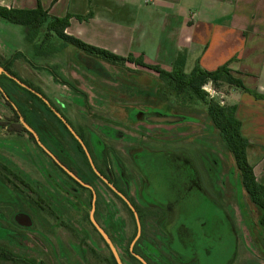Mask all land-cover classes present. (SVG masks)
<instances>
[{"label": "flooded vegetation", "instance_id": "obj_1", "mask_svg": "<svg viewBox=\"0 0 264 264\" xmlns=\"http://www.w3.org/2000/svg\"><path fill=\"white\" fill-rule=\"evenodd\" d=\"M51 106L82 140L92 164L83 146L51 109V116L56 118L67 134L63 130L61 132L52 118L46 125L45 133L34 123L31 127L51 154L39 146L27 129L32 138L20 130L10 132L8 126L12 123L16 126L17 123L10 120L12 115L7 118V122L1 123V128L16 136H26L45 156L43 168L46 169L48 185L51 190L63 196L67 216L73 215L75 220L83 222L70 224L72 220L66 218L63 227L69 234L84 233V236L78 238V251L84 264H118L112 247L118 252L127 232V226L118 220L120 213L128 214L134 223L131 229L129 226L125 251L135 263L137 260L142 264L133 253L141 256L147 264H235L240 255V245L248 252L252 250L244 236L235 229L231 219L232 208L223 206L219 198L210 195L203 185L199 169L188 156L176 154L172 150H151L143 142L155 135L152 129L143 125L163 124L147 122L144 117L151 113L169 115L146 107L143 110L135 109L131 119L129 113L124 114L126 121L104 115L93 119L94 129L78 124L76 130L61 110H57L56 105ZM18 124L23 127L20 119ZM134 136H138V142L133 146ZM154 138L155 142H160ZM119 141L123 143L117 144ZM20 175L12 161H0V179L3 182H0V202L3 203L9 197L6 184L17 189V182H20L30 187L33 203L50 215L44 208L41 195L30 185L35 181L26 180ZM236 201L240 209L247 206V203L250 205L240 197ZM130 205L140 221V234L134 241L132 252L130 245L137 234V225ZM251 207L253 213L254 208ZM22 216L29 218L30 225L18 223ZM145 216L152 222L148 228L143 220ZM13 219L18 228L32 225L30 217L24 212H17ZM11 227L0 226V239H7L10 244L17 246L19 242L10 238ZM248 230L250 232L249 226ZM146 231L152 233L151 238L145 236ZM88 238L93 240V246L88 243ZM31 240L39 244L37 238L31 237ZM10 244L0 245V264H39L38 258H26L14 253ZM253 244L259 247L255 241ZM50 247L53 250L52 244ZM100 247L105 248L108 255L101 253ZM254 256L264 260L261 251Z\"/></svg>", "mask_w": 264, "mask_h": 264}, {"label": "rangeland", "instance_id": "obj_2", "mask_svg": "<svg viewBox=\"0 0 264 264\" xmlns=\"http://www.w3.org/2000/svg\"><path fill=\"white\" fill-rule=\"evenodd\" d=\"M54 11L59 10L55 9ZM69 11L87 15L97 10L89 4L77 7L75 1ZM50 16L52 15L50 14ZM89 18L87 20L74 18L68 29L70 35L79 38L88 45L109 51L120 57H126L129 53L127 45H123V41H117L116 36L114 37V25L95 22ZM39 38H36L35 42H38ZM52 42L57 45L62 43L59 39H52ZM113 47L115 52L112 51ZM15 51L34 54V56L29 60L30 63L17 59L12 63L11 69L22 79L40 88L76 130H78V124L94 129L93 119L104 115L126 121V113H129L131 119L135 109L143 110L146 107L169 114V110L165 109L167 103L164 96L156 91L158 82L155 73L147 69L142 70L141 67L139 69V67L128 63L125 66H113L103 60L93 59L68 44L52 54L41 56L34 52L32 45L26 41L22 25L9 23L0 18V61L9 59ZM143 61L145 64H150L154 58L148 56ZM129 68L139 69V72L134 73ZM188 69L187 65L185 70ZM72 85L78 88V91L74 90ZM8 86H10L9 83ZM9 89L13 99L25 109L26 114L41 131L45 133L46 125L52 118L61 132L63 130V133L67 134L56 118L51 116L36 99L31 98L17 87L10 86ZM203 89L210 98H214L220 104L225 103L224 96L227 94V87L220 86L218 89H214L210 84H206ZM129 98H132L131 101ZM173 111L176 113L175 116L184 117V120L170 124L143 125L155 132V135H151L150 139L143 140V142L148 144L151 150H172L176 154L188 156L195 163L194 165L200 171L203 185L210 195L215 199L219 198L223 206L227 205L232 208L231 219L235 229L244 236L245 242L252 249L248 252L240 245L241 248L238 250L240 255L235 264L247 262L264 264V260L254 256L259 254V250L253 244L256 240L249 232L248 220L245 219V216L248 215L255 222L256 214L250 211L248 203L242 209L237 204V197L246 201V195L239 185L234 162L219 142L216 131L205 116L203 106L198 104L186 108L179 107L178 111L176 109ZM10 115L11 109L0 97V161H12L21 173V177L35 181L30 185L36 188L41 195L44 208L50 215L45 214L33 203L29 192L30 187L17 182L18 188L14 189L12 185L6 184L9 197L3 203L0 202V215H3V218H0V226H13L9 231L10 238L18 241L19 244L13 246L9 240L0 239V245L10 244L14 253L26 258H38L39 264H84L78 251V238L84 236V233L69 234L63 227L66 218L72 220L70 224L77 225L83 222L75 220L76 217L73 215L67 216L63 196L51 190L48 185L46 169L43 168L46 158L42 152L26 136H16L7 130H2L1 123L7 122ZM189 116L195 121L192 122V118ZM130 119L129 123H131ZM188 120L190 123H187ZM154 137L160 142H155ZM132 141L134 146L138 142V136H134ZM122 143L123 141L117 142V144ZM35 162L37 167H42V169L37 168ZM0 182L3 184L1 179ZM17 212H24L30 217L31 227L18 228L16 226L13 216ZM117 217L119 222L127 226L124 244L119 246L117 256L122 264H137L129 259L125 251L129 240H126L129 237V226L131 229L134 223L128 214L126 216L124 213H120ZM143 220L147 228L152 223L148 216H145ZM145 236L151 238L152 233L146 231ZM31 237L37 238L39 244L32 241ZM92 242L93 240L88 238V243L91 246H93ZM51 244L53 250L50 247ZM100 249L101 253L105 252L104 254L108 255L105 248L100 247Z\"/></svg>", "mask_w": 264, "mask_h": 264}, {"label": "crops", "instance_id": "obj_3", "mask_svg": "<svg viewBox=\"0 0 264 264\" xmlns=\"http://www.w3.org/2000/svg\"><path fill=\"white\" fill-rule=\"evenodd\" d=\"M75 1L77 7L96 8L90 20L114 25V37L127 45L128 54L143 60L152 56L150 64L162 69L170 70L181 50L186 52V73L196 64L214 71L228 63L247 91L227 87L225 103L236 105L241 135L249 141L247 162L255 180L264 185V0H0V5H40L52 16L71 14L66 29L70 35L74 18L86 14L69 11Z\"/></svg>", "mask_w": 264, "mask_h": 264}, {"label": "trees", "instance_id": "obj_4", "mask_svg": "<svg viewBox=\"0 0 264 264\" xmlns=\"http://www.w3.org/2000/svg\"><path fill=\"white\" fill-rule=\"evenodd\" d=\"M90 16L91 14L88 13L85 16H76V18L87 19ZM71 17H73L71 14H66L63 17L50 16L46 10H42L40 5L34 9L8 8L0 5V18L9 23L22 25L24 27L26 41L32 45L34 52H37L41 56L52 54L65 46V44H68L93 59L103 60L113 66H125L128 63L135 67L147 69L156 74L155 77L158 82V90L156 91H159L164 96L165 102L167 103L165 109L169 110V114L167 115H175L176 113H174L173 109L178 111L179 107L186 108L201 104L206 118L216 131L219 142L234 162L242 192L246 195L249 204L254 208L256 221L253 222L249 216L246 217V220H248L251 235L256 240L255 243L259 246L257 249L264 256V185L259 184L255 180L252 167L247 162L245 150L249 141L241 135V123L235 117L236 105L227 103L220 104L219 101L210 98L208 93L203 89L204 85L210 84L214 89L224 86L247 91L242 83L232 76L228 68V63L218 67L214 71H206L196 64L190 72L186 73L184 69L186 52L181 50L177 51L172 67L167 71L158 65L145 64L141 55L134 57L132 54H128L126 57H120L109 51L88 45L79 38L67 34L66 29L69 26ZM36 38H39L38 42H35ZM52 39H59L62 43L59 45L53 44ZM33 56L34 54L31 55L30 53L15 51L9 59L0 61V66L42 94L50 104L55 106L40 88L22 79L11 69L12 63L17 59H22L30 63L29 60ZM130 70L134 73L139 72V69L136 68ZM8 83L10 86L17 87V89L26 93L31 98L36 99L49 113H52V111L36 94L21 87L6 75L0 74V97L3 99L5 105L11 109L12 116H10V120L17 122L16 126L13 123L8 126V130L10 132H18L20 130L32 138L31 134L18 124L19 116L17 111L23 117L25 123L32 128L33 122L26 114L25 109L13 99ZM71 87L78 91V88L73 85ZM56 108L59 110L58 107ZM193 121H195L194 118H192ZM77 145L79 144L77 143ZM127 254L129 256L128 252ZM133 259L135 260V258ZM135 261L141 264L137 260Z\"/></svg>", "mask_w": 264, "mask_h": 264}, {"label": "water", "instance_id": "obj_5", "mask_svg": "<svg viewBox=\"0 0 264 264\" xmlns=\"http://www.w3.org/2000/svg\"><path fill=\"white\" fill-rule=\"evenodd\" d=\"M0 74H4L7 77L11 78L12 80H14L18 85H20L23 88H26L27 90L33 92L34 94H36L39 98H41V100L65 123V125L67 126V128L70 130V132L73 134V136L79 141V143L83 146L88 159L90 161V163L92 164V160L90 158V155L88 153V151L86 150L85 145L83 144L82 140L78 137V135L74 132V130L72 129V127L66 122V120L51 106V104L48 102V100L42 96V94H40L39 92H37L36 90H34L33 88L29 87L28 85H26L25 83H23L22 81H20L17 77L11 75L10 73H8L2 66H0ZM16 109V107H14ZM17 114L19 115V119L23 125V127L25 129H27L36 139L37 143L39 144V146H41V148L47 152L48 154H51L45 147L44 145L39 141L37 134L35 133V131L27 124L25 123V121L23 120V117L20 115V113L17 111ZM144 119L147 122L150 123H163V124H170V123H175V122H179L184 120V117H180V116H175V115H169V116H163L159 113H151L149 116L144 117ZM93 166V165H92ZM128 202V201H127ZM129 204V202H128ZM131 209L134 211V216H135V220H136V225H137V234L134 238V240L132 241L131 245H130V251L132 252V246L134 244V241L137 239V237L140 234V221L138 218V215L136 213V211L134 210V208L130 205ZM91 216V220L92 219V212L90 214ZM18 223L21 225H29L30 224V220L27 216H22L18 219ZM113 253L116 257L117 263L118 264H122L121 261L119 260L118 256H117V252L115 251V249L112 247ZM134 256L136 258H138V260H140L142 262V264H147L144 259L133 253Z\"/></svg>", "mask_w": 264, "mask_h": 264}]
</instances>
